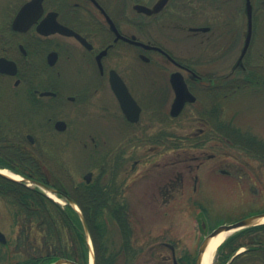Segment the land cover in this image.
Instances as JSON below:
<instances>
[{"label": "flooded vegetation", "instance_id": "1", "mask_svg": "<svg viewBox=\"0 0 264 264\" xmlns=\"http://www.w3.org/2000/svg\"><path fill=\"white\" fill-rule=\"evenodd\" d=\"M129 1L135 18L116 17V6L112 14L103 0H42V15L28 30L8 27L0 34V58L16 66L15 75L0 73V169L16 174L19 183L44 196L39 185L27 182L53 190L70 208L74 204L82 218V211L93 214L87 194L95 185L106 190L97 195L104 206L96 205L102 218L116 216V248L121 251L116 261L124 264L137 257V202L148 206L154 219L155 214L166 218L169 204L175 203L194 217L195 226L177 233L168 228L147 231L139 246L144 244L147 264H196L206 237L226 224L208 214L217 191L242 200L249 196L252 207L260 200L255 198L257 187L264 185L261 131L242 129L243 124L236 125L241 115L229 114L235 97L244 95L254 102L264 96V47L259 38L264 0H168L149 14L138 13L133 5L152 10L158 0ZM230 2L234 18L222 12ZM207 7L214 8L208 17L201 13ZM47 14H55L56 21L79 38L37 32ZM121 22L131 27L130 32L123 31ZM119 45L129 47L144 64L149 83L145 88H136L125 72L116 69ZM233 54L236 59L230 65L220 63ZM75 66L92 77L85 74L81 84L71 81L69 70ZM111 72L121 78L139 108L134 121L132 111L128 118L111 91ZM176 81L185 85L181 107L179 101L175 104ZM98 91L109 95L112 113L104 111L105 104L94 102ZM93 106L100 115L84 111ZM86 118L113 122L116 137L123 136V141L111 148L98 142L92 129L79 133L77 124ZM68 135L83 136L79 143L82 149H92L90 163L99 170L97 176L91 170L81 182L74 181L59 151L66 148L57 140ZM137 149L145 151L138 154ZM262 212L252 208L248 216Z\"/></svg>", "mask_w": 264, "mask_h": 264}, {"label": "rangeland", "instance_id": "2", "mask_svg": "<svg viewBox=\"0 0 264 264\" xmlns=\"http://www.w3.org/2000/svg\"><path fill=\"white\" fill-rule=\"evenodd\" d=\"M27 0H0V34L5 31L8 27L10 28V21L18 8ZM235 2L239 0H234ZM106 2V6L110 9V11L114 12L116 6V17L121 16L125 18H135L133 11L130 10L131 1L129 0H103ZM116 2V4H115ZM233 2L228 3V7L223 9V13L226 16L233 17ZM214 9V8H213ZM213 9L210 7L205 8V10H201L202 14H206L205 16H209V12ZM121 13V14H120ZM122 21V20H119ZM238 21V20H237ZM121 27L123 31L130 32V26H126L124 22H121ZM134 30H131V32ZM138 36L144 38V35L140 31H136ZM142 38V39H143ZM259 38L261 46L264 47V26L259 30ZM129 48V47H128ZM127 47L123 45H119L118 51L116 54V69L125 72L127 78L131 82L133 86L139 89H143L148 86V81L144 78V73L147 69L144 67V64L137 59V56L133 55L131 51ZM133 52V51H132ZM233 54L231 57L220 61L223 64L230 65L236 57ZM80 67L75 66L71 68L69 71L71 72L69 76L72 78L71 81L76 84H81L85 79V74L89 78L92 76L90 74L82 72ZM69 81V80H68ZM94 102L97 104H105L102 107L104 111L106 109H110V113H112L113 108L110 107L112 101L109 100V95L105 94L104 91H98L97 95L94 98ZM110 107V108H109ZM88 109V110H87ZM87 110V115H98L99 110H97L94 106L90 108H85L84 111ZM75 110V112H77ZM74 112V114H75ZM238 113L241 116H238L236 125L240 123L242 125V129L251 127L252 129H257L261 131V135L264 138V96L259 97L254 102L248 98L247 96L241 95L235 97L233 100L232 109L229 110V114ZM100 115V114H99ZM72 116V114H71ZM87 119V118H86ZM95 118H88L86 121L84 119L80 120L77 124V131L79 133H83L87 130H94L97 135V140L106 147L114 148L116 147V143L119 144L122 142L123 136L116 137V124L113 122L104 121L103 122H93ZM87 121H90L89 124H86ZM74 127V126H73ZM187 127V123H186ZM72 129V128H71ZM188 129H186V132ZM178 133V132H175ZM68 136H58L57 140L62 141L59 146H63L66 149H59L62 151V160H64L67 164L68 171L70 175H72L74 181L76 183L81 182L83 180V175L87 171L93 170L95 176L99 174V170L92 169V164L90 163V156L92 155V149H82L83 143H79V140L82 137L81 135L71 137ZM177 138H174L176 140ZM65 140H67L65 142ZM84 142H89L88 139H83ZM65 142V143H64ZM58 150V149H57ZM99 152H113L116 149H98ZM145 151V149H137V153L141 154ZM171 154V153H170ZM111 173V171H106V174ZM258 188V195L254 197L256 199H260L259 203H255L251 207L250 197H245L242 199H236L234 196L228 195L227 191L223 192L222 190L217 191L216 194V202L215 206L211 207V212L208 214L216 218L215 221H225L226 224H231L233 222L239 221L249 215V211L254 208L262 209L264 211V185H261ZM126 195L128 192L125 191ZM230 193V191H229ZM133 198L135 196L134 189L131 191ZM137 194V193H136ZM139 194V192H138ZM233 195V194H232ZM249 199L247 201V199ZM60 201H56L60 207H65V202L62 199L57 198ZM242 200V201H240ZM253 200V199H252ZM53 201H55L53 199ZM254 201V200H253ZM175 205V203H174ZM173 203L169 204L170 210L168 212V216L164 219H160L159 214H155L158 217L156 219L153 218V213L149 211V207H144L139 201L136 204V217H137V225H136V239H137V250L134 254H136L135 262H127L125 264H147L146 261V250L142 248L144 246H139L140 243L145 241L147 236V231H154V233H158L161 229L168 228L169 231L176 232L179 228H183L184 226H195V219L192 216H189L186 211L183 209H178L175 207ZM17 205L11 203L8 199L0 196V232L4 234L6 237V244H0V264H17L20 262H27L29 260H40L45 259L49 256H53L56 254L54 248L50 246L46 242L45 238V225L40 220H30L26 218V216L21 213L17 207ZM176 208V209H175ZM248 210V212H247ZM263 213V212H262ZM188 215V216H187ZM188 217V218H187ZM188 219V220H187ZM114 220V219H113ZM112 218H102L101 222L103 226H105L107 232L104 235V239H102L103 245L105 244V250L108 252V258L110 264H124V262L116 261V227L113 223ZM106 221H109L108 225ZM225 224V225H226ZM181 232L184 230H180ZM177 233V232H176ZM232 233L228 234L226 239ZM176 235L175 233L172 236ZM86 241H89L88 235L86 236ZM225 239V240H226ZM224 240V241H225ZM92 246V252L94 253L93 244L90 241ZM70 252V249H68ZM104 251V250H102ZM99 250L100 252H102ZM121 253V251H119ZM179 252H176L178 256ZM94 257H89V252L87 255V264H94ZM91 259V262H90ZM31 260V261H32ZM42 262V261H41ZM217 262V254H215L212 264H216ZM31 264V262H30ZM35 264V263H32ZM48 264V263H47Z\"/></svg>", "mask_w": 264, "mask_h": 264}, {"label": "trees", "instance_id": "3", "mask_svg": "<svg viewBox=\"0 0 264 264\" xmlns=\"http://www.w3.org/2000/svg\"><path fill=\"white\" fill-rule=\"evenodd\" d=\"M94 190L87 194L89 204L93 205V214L83 213L84 221L94 247V264H110L108 252L102 239L106 228L101 222V207L96 204L105 202L98 194L107 193L95 185ZM106 187V186H105ZM0 196L11 203L30 220H40L45 225V240L56 252L55 255L40 260H29L17 264H47L57 258H65L78 264H87L88 247L79 215L68 205L60 207L36 189L22 183L8 180L0 176ZM111 203V202H110ZM113 203V202H112ZM82 208L83 202L79 201ZM116 222V216H113ZM244 251L236 254L240 249ZM70 249V252L68 251ZM99 250H104L100 252ZM42 261V262H41ZM216 264H264V225L243 229L231 235L217 251Z\"/></svg>", "mask_w": 264, "mask_h": 264}, {"label": "water", "instance_id": "4", "mask_svg": "<svg viewBox=\"0 0 264 264\" xmlns=\"http://www.w3.org/2000/svg\"><path fill=\"white\" fill-rule=\"evenodd\" d=\"M167 2L168 0H158L157 3L153 6L152 10H150V8L144 5H139V4L133 5V9L136 10L138 13L149 14L151 11L157 12L158 10L162 9L166 5ZM41 14H42V0H30L26 2L19 9L16 16L14 17L11 23L12 30L18 31V32H25ZM54 17H55L54 14H48L46 18L36 27L37 32L44 34V35L52 34V33H59L62 35L77 36L70 29L58 24L55 21ZM117 36L118 38H122L123 40L127 41L124 37L120 36L118 33H117ZM246 44H247V39L245 40L243 49L241 50L240 56L237 59L238 63L241 61L242 54L246 48ZM0 72L13 75L16 72V66L13 62L8 61L4 58H0ZM176 75L177 74H174L173 78L177 77ZM109 81H110V88L112 92L114 93L115 97L117 98L118 102L120 103L123 113L129 118L130 117L129 113L132 111V115H134V117H130V120L132 121L136 120L137 115L139 113L138 107H136L134 101L129 96L121 79L117 76V74H115L114 72H111ZM173 86H174L176 97H177L175 100V104H177L179 101L180 95L182 96L183 91H185V85L181 81H179V83L176 81V83L175 82L173 83ZM179 102H180V107H181V105L183 104V99H181ZM30 183L39 185L45 191L54 193L53 190H50L43 185H40L34 182H30ZM262 218H264V213L253 215L245 219H242L240 221H237L235 223H232L229 225H222L216 228L213 232H211L210 235H208V237L202 243L198 251V257L196 260V264L201 263L202 254L204 253L210 239L218 236L222 232L234 233L242 229H246V228H250V227H254L258 225H263L264 223L259 221ZM83 227H84L85 233L87 234V230L85 228L84 223H83ZM5 242H6V239L4 235L0 232V243L4 244ZM48 264H78V263L72 260L59 257L49 262Z\"/></svg>", "mask_w": 264, "mask_h": 264}, {"label": "bare ground", "instance_id": "5", "mask_svg": "<svg viewBox=\"0 0 264 264\" xmlns=\"http://www.w3.org/2000/svg\"><path fill=\"white\" fill-rule=\"evenodd\" d=\"M0 173H2L3 175H6L12 179H15V180L19 179L18 176L13 175V174L7 172L6 170H0ZM48 195L51 198H53L55 201H60L56 197H54L53 195H51V194H48ZM259 221L264 223V218L260 219ZM230 233L231 232H222L218 236L210 239L204 253L202 254L200 264H212V261L214 259L215 254H216V251H217V248L223 243V241L226 239L227 235Z\"/></svg>", "mask_w": 264, "mask_h": 264}]
</instances>
